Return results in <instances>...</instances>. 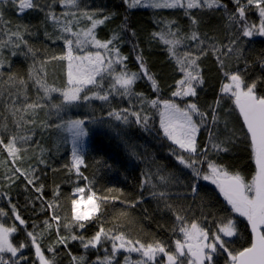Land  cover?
I'll list each match as a JSON object with an SVG mask.
<instances>
[{"label": "trees", "instance_id": "16d2710c", "mask_svg": "<svg viewBox=\"0 0 264 264\" xmlns=\"http://www.w3.org/2000/svg\"><path fill=\"white\" fill-rule=\"evenodd\" d=\"M36 2L41 6L40 10L33 8L22 12L17 1L15 5L3 6L0 25L5 31L0 32V41H7V32L18 28L25 41L28 38L42 41L45 44L46 62L41 64L40 70L47 85L62 90L67 87V61L52 59L67 51V45L61 37L73 39V49L77 54H83L86 49L98 50L91 43L83 45L81 50L71 33L61 31L68 23L72 32L81 33L83 39V31L91 26L81 15L85 11L102 13L96 19L110 17L96 27L95 36L101 41L112 39L111 47L118 48L120 56L126 59L122 65L113 62L111 72L108 71L107 63L106 73L86 92L90 96L92 92L107 94V101L92 98L57 110L53 105L61 103L62 97L60 93H52L50 97L42 95L38 102L43 106L34 113H17L14 117L11 108L22 109L27 103L37 101H31L27 86H22L19 79L14 82L8 80L9 76L16 75L6 73L25 56L27 47L22 44L16 49L9 43L0 51V61L4 65L0 68V125H7V131L0 134L5 143L10 136L16 135V147L20 149L13 164V158L0 145V209L7 213L0 216V221L5 227L15 225L17 228L12 234V243L16 246L21 242L27 244L26 232L32 231L46 257L51 259L53 253L48 249L55 248V264H75L73 257H84L83 264H95L96 259L102 256L113 257L112 244L108 240H104L97 249H84L79 240H69L66 246L57 244L55 222L51 221V230H45L43 223L50 220L55 212L61 217L60 236L75 234L87 239L103 226L105 230L124 232L129 239L140 240L145 245L160 241L168 251H174L175 241L181 234L178 231L180 224L175 218L179 213L187 217L189 224L194 220L211 232H216L218 226L232 219L238 234L227 241V248L235 253L250 247L252 236L247 221L231 212L230 205L216 186L203 182L202 176L208 173L207 164H197L201 176L196 177L193 169L179 163L176 159L178 154L184 155L186 160H198L199 156L184 153L165 138L160 127L162 103L159 107H152L149 103L156 99L161 102L174 100L181 107L190 102L196 103L200 111L209 114L207 122L201 126L198 148L202 149L209 143V132L214 138L215 133L219 136L223 133V139L234 133L233 143L225 145L229 151L216 154L209 149L208 159L223 165L231 174L239 173L246 182L252 180L256 165L250 137L246 134L234 98L230 94H223L221 86L227 81L226 72L239 70L247 83L259 78L257 94L264 95V37H242L239 25L229 22L228 14L235 11L233 0H223L227 10L203 7L191 10L180 7L154 9L143 5L129 8L125 0H78L76 7L61 5L57 0ZM49 12L55 14V21L49 18ZM192 18L198 21L195 26L191 23ZM170 21L175 22L170 29L175 36L168 34L166 23ZM247 22L259 24V12L254 7L247 11ZM161 32L165 33L164 39L181 41L175 46V56L171 55L170 46L153 35ZM193 32L198 34L199 39L196 41L190 39ZM12 39L16 41L15 37ZM233 39H238L236 45H231ZM229 47L238 51L228 52ZM13 52L16 54L13 55ZM103 54L107 60L116 59L107 50ZM186 56L198 57L203 83L197 86L196 97H172V92L177 91L176 82L183 79L178 60H184ZM137 57L143 58L156 86L141 74L131 93L124 95L119 86L112 88L114 77L122 69L129 73H140ZM217 100L218 122L213 125L210 106ZM125 109L127 112H124ZM112 111L126 115L128 123L109 116L108 113ZM132 112L147 114L152 131L145 132L142 125H137ZM22 114L25 120L17 127L14 121ZM71 119H84V128L88 133L86 148L80 153L83 164L79 174L72 168L71 132L66 127H58ZM19 137L29 139L19 140ZM41 160L44 163H40ZM14 167L21 170L34 168L35 175L39 177L35 187L43 185L42 195L27 184L23 175L6 179ZM193 184L197 187L196 194L191 192ZM76 187L85 188V197L89 189L95 192L96 197L100 198L97 200L100 211L96 218L87 222L84 229L73 225L69 231L63 225L71 222V200L78 197L74 195ZM160 191L168 193L166 201L151 195ZM166 202L172 206V210L165 207ZM49 204L53 207L49 208ZM12 205L16 206L26 226L14 219ZM174 228L176 231H173ZM22 253L28 258L29 264L36 260L34 247L28 246L22 249ZM222 256L218 264L227 263V255ZM117 258L114 256L113 263ZM153 264L163 263L156 259Z\"/></svg>", "mask_w": 264, "mask_h": 264}, {"label": "snow or ice", "instance_id": "6c2138e0", "mask_svg": "<svg viewBox=\"0 0 264 264\" xmlns=\"http://www.w3.org/2000/svg\"><path fill=\"white\" fill-rule=\"evenodd\" d=\"M58 3L64 6L76 7L78 6V0H57ZM235 4V11L228 14L227 19L230 23L238 24L242 37L251 38L254 35L264 37V0H233ZM127 7L136 8L144 5L154 9H175L177 7L191 10L193 8L203 7L212 9H225L227 5L223 3V0H125ZM8 4H16V0H0V21L3 20V6ZM254 7L259 12V24L247 22V11ZM19 8L25 9H37L40 10L41 6L36 0H19ZM67 15V14H65ZM81 15L90 22V27L83 31V39L81 33L72 32L68 23H65L61 29L64 33H71L74 36L75 44L78 48L83 50V45L91 43L97 49L109 51L110 56L115 55L116 59L108 60V71H112V64L123 63L126 59L120 56L118 48H112L113 40L101 41L95 36V29L98 25L103 24L110 17L104 16L103 19H96L97 15L102 13H89L87 11L81 13ZM49 18L53 21L56 20L54 13H48ZM174 21L166 23V27L169 29V35L175 36V33L170 31ZM192 25L195 26L198 21L192 18ZM5 29L0 25V32H4ZM27 29H25V33ZM156 37H159L163 43L169 47V51L172 56H175V46L180 44L178 39H164L165 33H154ZM7 41H0V51L8 46L9 43L16 49H19L23 44L27 47V54H31L35 57L34 50L27 46V41L24 40L23 34L19 28L16 31L7 32ZM13 37L16 41H13ZM64 43L67 45V51L64 55L59 57H52V59L66 60L67 64V87L63 90L55 86H49L45 81L39 77H35L34 82L40 90L43 92V97H50L52 93H60L62 100L61 103L53 105L57 110L64 108L65 105H71L81 100L88 101L92 98L99 100H108L107 94H100L99 92H92L91 96L86 94L90 91L89 86L97 83V77L100 74L101 66L103 65L104 58L100 51H96L94 54L86 52L84 55L73 54V39L64 38ZM191 40L196 41L199 39L198 34L193 32ZM238 39H233L231 45H236ZM238 51L233 47L228 48V52ZM13 55L16 53L13 52ZM140 61L141 72H127L121 70V72L114 77L113 89L119 86L122 90V94H130L134 84L139 76L142 74L152 81L153 86H156V81L152 75H150L145 67L142 57H137ZM198 57L186 56L184 60H178L180 65L179 70L183 73V79L176 82L177 91L172 92V97H196L197 86L203 83V77L201 75L199 65L197 63ZM46 62V61H45ZM45 62H42L45 63ZM222 63V62H221ZM3 62L0 61V68H3ZM225 78L228 83H224L221 86V92L223 94H230L234 98L235 106L239 109L240 114L243 117L244 124L247 129V135L250 137L251 148L254 153L256 172L250 182H245V179L239 174H231L225 169L223 165L217 164L215 161L208 159L209 149L219 154L221 152H227L229 149L225 147L226 144L233 143L234 133L229 135L223 140H216L211 132H209V143L200 149L197 145V133L201 126H203L208 120V113L202 112L198 108L196 103H187L184 107H180L174 100L158 99L151 100L149 103L152 107H159L162 103L163 110L160 112V127L163 131L165 138L170 140L174 145H178L179 149L184 153L190 154V156H199V159L186 160L184 155H176V159L180 164L185 167L193 169V174L196 177L201 176V171L197 168V164H207L208 173L202 176L204 180H211L216 184L220 192L223 193L227 204L231 206V212L239 214L241 217L247 219L248 224L251 227L253 234V240L250 247L243 248L241 251L233 253L229 251L226 246L225 237H233L237 235V227L234 220L228 219L227 223H223L217 227L216 232H211L209 229L201 227V225L192 221L190 224L188 219L184 215L176 214V220L179 222V233L183 234V242L180 239L175 241L174 251L166 250L164 243L160 241H154L145 245L140 240L129 239L124 232H114L113 230H105L103 226L99 228L97 232L91 238H85L84 236H77L70 234L69 236H60V221L61 217L53 212L50 220H45V230L53 229V223L55 222V231L57 232V244L67 245L69 240H79L84 249L96 248L101 245L104 240H108L112 244L113 257H105L103 260L99 258L95 264H113V258L120 250H125L129 253L141 254L142 260L137 261V264H153L158 254H163L167 258L166 264H214V255L218 250H222L227 253L230 258V264H264V95L257 94V85L260 79L253 80L251 83H247L244 75L239 71L225 73ZM34 72L30 70L29 79H33ZM18 78L9 76L10 82L16 81ZM22 86H26V82L23 79L19 80ZM2 95V93H0ZM15 103V101H13ZM38 101L27 103L22 109L15 107L10 111L14 117L17 113H34L37 109L42 107ZM219 107V100H217L211 108V123L215 125L218 122V116L216 109ZM124 112H127L125 109ZM20 115L17 120L14 121L17 127L25 120L24 115ZM109 116H115L117 120H123L128 123V117L122 115L119 111H112L108 113ZM131 115L135 118L137 125H142L145 132H151L152 128L149 126L150 117L145 114L141 115L140 112H132ZM196 116L200 119V123L197 124L193 117ZM84 119H71L66 121L63 125L58 127H66L73 137L72 147V168L76 173H80V166L83 164V158L78 154L81 147L82 138L87 136V131L84 128ZM7 131V125H0V133ZM28 137H19V140H26ZM18 137L12 135L9 137L7 143H5L2 134H0V145L7 150L10 157H12V163L15 164L17 154L20 151L16 147ZM175 154V150H173ZM40 163H44L43 160ZM35 169L29 168L28 170H21L19 167H14L10 170V175H7L6 179H12L13 176L23 175L28 185H32L35 191L41 193L43 185L35 187L36 181L39 177L35 175ZM193 194L197 193V187L195 184L191 187ZM74 195L78 198L71 200V213L72 218L70 223H65L63 227L67 230H71L75 225L80 229L86 227L87 222L96 218L97 213L100 211V204L97 200L95 192L89 189V194L85 199V188L76 187L74 189ZM151 195L159 197L162 200L167 199L168 193L164 191L153 192ZM106 199V198H104ZM83 205V208H82ZM49 208L53 205L49 204ZM165 207L172 210V206L165 203ZM190 210V209H189ZM12 211L14 219L19 222L20 225L26 226L25 220L16 211V206L12 205ZM7 215L3 209H0V216ZM35 228L36 225H33ZM17 231V228L5 227L3 223H0V264H29V260L22 253V249L31 246L35 249L36 260L31 264H55V248L48 249L53 253V257L50 259L45 256L44 250L41 248V244L37 240L36 234L32 231L26 232L28 243L21 242L19 246L14 245L10 236ZM173 231H176L174 228ZM42 235V233H41ZM7 257V258H6ZM75 264H83L84 257H73ZM125 264H128L127 257L125 258Z\"/></svg>", "mask_w": 264, "mask_h": 264}, {"label": "rangeland", "instance_id": "374dc122", "mask_svg": "<svg viewBox=\"0 0 264 264\" xmlns=\"http://www.w3.org/2000/svg\"><path fill=\"white\" fill-rule=\"evenodd\" d=\"M16 1L19 3V0H16ZM143 6H138V7H143ZM26 10H28V9L21 10V11L25 12ZM26 41H27V46L31 47L34 50L35 57H33L31 54H27V55L25 54V56L22 59L16 61L13 64L12 68L10 70H8L6 73L14 74L18 77L19 80L23 79L26 82V86L29 90V95H30L31 101H35V100L41 101L43 92L35 84L34 79H35V77H39L41 80L44 81V77L41 73L40 66H41L42 62L45 61V44L42 41L33 40L31 38H28ZM86 50H84L83 54H77L73 49V54L74 55H84L86 52H91L93 54L96 52L95 50H92V51H86ZM97 51H100L102 57L104 58V62H103V65L101 66L100 74L97 77V79H98L101 75H104L106 73L105 68H106V64H107L108 60L106 59V57L103 54L104 50L98 49ZM67 64H68V62H67ZM30 70H32L34 72L33 79H29ZM225 83H228V81H226ZM175 103H177V102H175ZM193 119L196 120L197 124L200 123V121L198 120V118L196 116H194ZM201 130H202V128L200 127V129L197 133V140L199 139V137L201 135ZM222 135H223V133H221V136H219L218 134L215 133V136H216L215 139L216 140H223ZM71 137H72V133H71ZM72 144H73V137H72ZM86 144H87V136L82 138L80 151L78 153L79 155H80V153H82L85 150ZM175 146L178 147V145H175ZM202 180L205 183L215 185L217 187V185L212 183L211 180H204V179H202ZM85 199H86V197H85ZM82 208H83V205H82ZM237 215L239 216V214H237ZM239 217L243 218L247 221V219L245 217H241V216H239ZM0 223H1V221H0ZM11 237H12V235L10 236V240L12 242ZM234 237L235 236L225 237L224 239L226 240V243H227V241L230 240V238L233 239ZM177 239H180L183 242V234H180ZM97 248H98V246L96 248H93V249H97ZM118 253L119 254H115V257H118L117 261H115L113 264H125V258L126 257L128 260V264H137V261L142 260L141 254H139V253H135V252L129 253L125 250H120ZM225 254L227 255L226 252H224L222 250H218L217 253L214 255V264H218L219 259H221V257H223L222 255H225ZM105 257L106 256H102V257H98V258L100 260H103ZM107 257H111V256H107ZM156 259H159L162 261L163 264H166L167 258L164 257L163 254H158ZM185 264H186V261H185ZM226 264H230V258L228 257V255H227V263Z\"/></svg>", "mask_w": 264, "mask_h": 264}, {"label": "water", "instance_id": "95a60500", "mask_svg": "<svg viewBox=\"0 0 264 264\" xmlns=\"http://www.w3.org/2000/svg\"><path fill=\"white\" fill-rule=\"evenodd\" d=\"M241 115V114H240ZM241 117H242V115H241ZM242 120H243V117H242ZM243 123H244V120H243ZM244 126H245V124H244ZM245 128H246V126H245ZM247 130V129H246ZM222 195H223V193H221ZM224 196V195H223ZM248 227H249V231H250V234H251V236H252V240H253V234H252V232H251V227H250V225L248 224Z\"/></svg>", "mask_w": 264, "mask_h": 264}, {"label": "bare ground", "instance_id": "6f19581e", "mask_svg": "<svg viewBox=\"0 0 264 264\" xmlns=\"http://www.w3.org/2000/svg\"><path fill=\"white\" fill-rule=\"evenodd\" d=\"M215 186V185H214Z\"/></svg>", "mask_w": 264, "mask_h": 264}]
</instances>
